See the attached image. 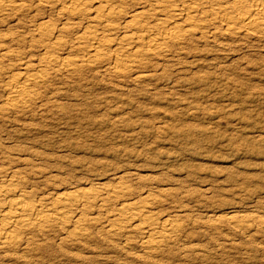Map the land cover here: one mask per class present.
<instances>
[{"label":"rangeland","instance_id":"1","mask_svg":"<svg viewBox=\"0 0 264 264\" xmlns=\"http://www.w3.org/2000/svg\"><path fill=\"white\" fill-rule=\"evenodd\" d=\"M148 1L125 0L121 30L109 39L126 31L134 10L156 24L160 16L144 6ZM35 4L0 12V45L19 56L17 67L4 66L2 82L20 72L19 61L38 65L39 24L64 23L56 8ZM87 21L80 20L82 30ZM80 28L59 35L68 44L56 50L59 57L73 53ZM220 29L146 59L132 71L146 75L139 82L132 72L108 76L99 66L71 76L51 72L29 108L0 110V173L20 172L18 188L45 204L62 192L110 195V211L125 204L121 199L129 204L151 194L160 202L149 207L157 222L178 221L172 241L145 250L129 229L110 238L100 232L112 212L71 209L69 215L89 219L87 238L68 234L72 225L54 226L27 239L30 252L0 250V264H264V34ZM2 94L0 88V109ZM114 187L126 195L109 194Z\"/></svg>","mask_w":264,"mask_h":264},{"label":"bare ground","instance_id":"2","mask_svg":"<svg viewBox=\"0 0 264 264\" xmlns=\"http://www.w3.org/2000/svg\"><path fill=\"white\" fill-rule=\"evenodd\" d=\"M126 3L125 0H0V12L5 13L6 10L22 11L25 7L29 8L30 5L43 4V6L48 5L50 8H56L57 14L64 19V23L58 28L56 25V27H50L51 25L49 26L48 23H41L33 30L34 36L40 39L41 44L38 51L40 56L37 57L38 65L19 61L20 72L5 77V82L0 80V88L5 95L2 94L5 106L3 105L4 107L0 109L2 112L4 111L3 114L29 108V103L35 102L39 97L41 86L47 82L51 72L70 75L83 67L96 68L99 66L102 68L101 72L108 76L128 74L130 77L129 73L134 69L136 71L137 68L140 70L146 59L151 56L165 57L169 54L170 46L188 41L192 42L194 39L196 40L197 33H200V38L204 39L205 34H215V31L222 30L220 27H224L227 33L229 32L234 36L241 34L245 38L247 36L249 38L250 35L264 34V0H151L146 2L144 6L147 5L149 11L159 14L160 18L156 24L150 25L145 23L146 21L142 22L143 12L134 10L131 15L129 13L126 16L129 19L127 26L123 28L126 31H123L124 33L117 38L118 40L115 37L109 39L111 33L114 34L121 30L117 20L123 13L121 11L122 4ZM152 15L156 16V14ZM80 20H88L87 26L83 30L79 26ZM73 28L82 30L80 34L75 33L76 47L72 48L73 53L69 50L72 54L68 53L65 57H59L56 50L58 51L68 45L65 41L60 40L61 38L59 39V35L64 32H71ZM3 37L5 38V36ZM4 38L2 35L0 36V40ZM1 45L0 78L7 74L4 68L13 67L15 64L13 60L15 57H19L14 55L13 51H9V48L7 50ZM69 46L71 47L70 44ZM16 65L17 63L14 66ZM132 73L133 81L139 82L146 78L142 71ZM21 179L20 172L16 170L0 173V182L7 181L5 187H0V250L7 252V254L8 251H29L27 239L46 236L45 234L51 232L50 230L54 226H60L62 229L68 227L69 229L68 225H72L73 227L71 226L68 234L72 237L87 238L88 230L86 231L84 226H87L89 219L85 218L84 214L79 217L69 215L71 209L74 211V209L79 208V210L84 211L93 208L97 209L98 213L104 211L106 214L112 212L107 216L108 220L105 218L106 225L100 232L110 238V236L116 237L121 234L124 236L125 229H129L133 233L140 234V246L145 250L154 251L157 249L159 251L158 248L165 247L178 234V227L180 226L177 225V220L171 218L172 216L163 219L160 224L157 222L158 218L154 216L156 214L152 213L149 207L158 203L159 200L157 201L158 198L151 194L145 197V199L147 198L146 201L143 198L138 202L129 204L125 198H123L125 200L119 198L121 199L119 201H125V204L119 209L111 208V211L108 204L110 195L107 194H105L107 199L104 200V197L97 199L87 195H76L72 191L67 195L62 192L63 196L58 198L56 196L57 200L45 204L42 202L43 200H34L33 197L35 196L32 197V193L23 190V187V189L18 188L22 185L20 184ZM121 179L122 176L119 175H115L113 178L114 181H121ZM117 189H112L109 194L118 198V194L123 193V191L121 188L120 191ZM125 195L123 193L121 197ZM41 198L46 200L44 197ZM131 202L133 201L131 200ZM97 219L95 218V221ZM57 229L61 230L60 228Z\"/></svg>","mask_w":264,"mask_h":264}]
</instances>
